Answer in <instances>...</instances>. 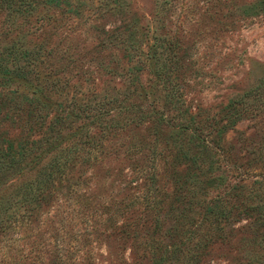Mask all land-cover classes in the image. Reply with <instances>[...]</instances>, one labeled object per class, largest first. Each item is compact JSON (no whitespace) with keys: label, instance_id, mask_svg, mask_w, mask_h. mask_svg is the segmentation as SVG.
<instances>
[{"label":"trees","instance_id":"1","mask_svg":"<svg viewBox=\"0 0 264 264\" xmlns=\"http://www.w3.org/2000/svg\"><path fill=\"white\" fill-rule=\"evenodd\" d=\"M152 1L146 18L131 0H0V264H97L92 243L125 264L127 241L134 264H264V73L213 114L184 88L191 45L264 0ZM111 157L141 192L104 190Z\"/></svg>","mask_w":264,"mask_h":264},{"label":"rangeland","instance_id":"2","mask_svg":"<svg viewBox=\"0 0 264 264\" xmlns=\"http://www.w3.org/2000/svg\"><path fill=\"white\" fill-rule=\"evenodd\" d=\"M135 9L146 18L153 11L154 2L152 0H131ZM251 1V0H246ZM1 20V18H0ZM1 22V21H0ZM5 39L0 33V48L5 44ZM193 65L197 71L187 76L186 101L191 111H200L203 115L213 114L222 104L233 97L242 89L256 83L257 79L264 73V16H256L236 23V27L230 32L211 33L208 30L201 39L196 40L188 50ZM142 84L147 85L150 78L147 71L138 73ZM118 79L113 80V84ZM256 123L244 120L236 124L227 134L228 139H232L240 131L252 132ZM15 133L12 129L10 135ZM257 139L251 143L255 145ZM133 159L120 157L109 158V177L100 182V185L107 193L131 195L134 192H141L135 189V184L141 182L136 173L132 170ZM133 180L132 183H128ZM130 185V187H128ZM170 192L169 182L166 179H158L156 183V194L163 196ZM128 200V199H126ZM237 223L236 226L243 224ZM113 238V237H112ZM130 242L123 243V255L125 264H134L135 257L131 253ZM96 243L87 245L85 249L93 247L95 263L115 264L114 257L110 256L105 247L96 246ZM219 255L218 250H214L213 258ZM120 263V261H118ZM143 264H148L144 262Z\"/></svg>","mask_w":264,"mask_h":264}]
</instances>
